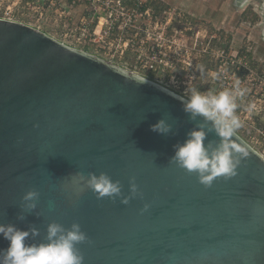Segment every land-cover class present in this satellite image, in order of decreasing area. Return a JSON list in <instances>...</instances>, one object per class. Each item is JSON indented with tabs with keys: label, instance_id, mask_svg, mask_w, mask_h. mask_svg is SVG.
Listing matches in <instances>:
<instances>
[{
	"label": "water",
	"instance_id": "water-1",
	"mask_svg": "<svg viewBox=\"0 0 264 264\" xmlns=\"http://www.w3.org/2000/svg\"><path fill=\"white\" fill-rule=\"evenodd\" d=\"M186 99L0 18V224L35 228L26 243H41L48 224L78 223L83 264H264V156L236 132L247 152L236 175L200 184L171 161L174 146L200 124L210 151L220 138L202 117L189 118ZM161 119L166 135L151 130ZM101 172L120 182L119 197L97 198L79 180ZM29 190L39 193L31 210L22 200Z\"/></svg>",
	"mask_w": 264,
	"mask_h": 264
},
{
	"label": "rangeland",
	"instance_id": "rangeland-1",
	"mask_svg": "<svg viewBox=\"0 0 264 264\" xmlns=\"http://www.w3.org/2000/svg\"><path fill=\"white\" fill-rule=\"evenodd\" d=\"M139 8L147 9L148 14ZM96 9L105 16L110 11L118 14L117 25L121 13H133L131 29L135 32L130 29L125 35L134 42L143 36L153 45L160 35L159 50L167 64L158 72L142 67L135 43L113 50V56L106 48L114 57L110 62L129 72L162 82L185 98L192 87L201 93L219 91L239 78L247 91L237 101L242 122L237 133L264 156V0H0V17L25 23L104 58L105 48L91 41L96 23L89 21L94 20ZM102 22L106 25L104 19ZM84 28L88 31L85 36L81 35ZM119 28H114L118 39L122 37ZM213 72L221 73V79L214 80Z\"/></svg>",
	"mask_w": 264,
	"mask_h": 264
},
{
	"label": "clouds",
	"instance_id": "clouds-1",
	"mask_svg": "<svg viewBox=\"0 0 264 264\" xmlns=\"http://www.w3.org/2000/svg\"><path fill=\"white\" fill-rule=\"evenodd\" d=\"M200 67L203 68V65ZM211 75L214 80L221 79L219 72H213ZM137 82L143 84L147 81L140 79ZM246 91V88L241 87L239 78L233 79L231 87L219 91L201 93L195 87L188 89L183 110L189 114L190 119L200 116L205 123H210V130L215 131L220 140L210 151V146L206 147L204 143V124H200L187 134V139L182 144L174 146L171 161L186 172L195 173L198 182L205 187L211 186L216 177L231 178L236 175L237 166L247 156L244 147L238 146L232 140L237 130L242 127L241 119L237 115V101ZM151 130L166 135L170 132L171 125L161 119L151 125ZM79 180L84 182V187L96 193L97 198L121 195L120 182L112 180L104 172L99 175L88 173L87 179L80 175ZM83 190V187L76 186V195L79 196ZM129 190L132 196L138 193L132 179L129 181ZM38 196L37 191H27L22 197L26 202L24 207L28 210L35 208ZM129 198L125 197L121 202L127 204ZM147 208L148 205L145 204L142 211ZM38 234L35 228L21 230L12 224H0V236L8 241V247L0 250V264H83V256L77 245L84 243L87 236L78 223H72L68 229L61 224L50 223L46 229V242L26 243L30 235Z\"/></svg>",
	"mask_w": 264,
	"mask_h": 264
},
{
	"label": "built area",
	"instance_id": "built-area-1",
	"mask_svg": "<svg viewBox=\"0 0 264 264\" xmlns=\"http://www.w3.org/2000/svg\"><path fill=\"white\" fill-rule=\"evenodd\" d=\"M103 10H104V8H103ZM138 10L140 12L144 11V14L147 13V9H140L139 8ZM120 15H121V23H120V25H117L115 23V21L120 22V18H119L118 14H116V13L114 14L112 11H110L105 16L103 14L102 10L99 11L96 9L94 11L93 16H92V18H94V20L91 19V21H89L90 23H93V24L96 23L94 28H92V26H90V29L92 28L91 29L92 35L94 36L91 39L92 45L98 46L100 49L105 48L104 51H102V52L108 58L106 60L111 61L114 57H110V55L106 52V48H108L109 50L111 49L110 54H111V56H113V53H112L113 50L115 52H118L119 48H122L123 46L125 48V47H128L129 45H133V43H135L134 47H135L136 51L139 52L137 54V58L139 60V63L142 65V67L148 68V70L155 71V72L163 70V67L167 64V61L164 60V57H163V56H165V54H160V50H159L160 35L158 34V36L155 37V40L157 42L156 43L153 42V45H148L149 38H145L143 36L139 37L138 40L136 42H134V39H131L130 37H126V35H125V34H128L129 30L134 27V20H132L133 13L125 12V16H124V13L123 14L121 13ZM0 18H2V17H0ZM3 19H8V18L3 17ZM102 19L105 20L106 25H103L104 23L102 22ZM103 26H106V27H103ZM114 28L121 29L122 37L119 36V39H118V34L116 35L117 31ZM131 31H134V29H131ZM84 32H88L86 28L83 29V33H81V35L85 36ZM142 32L145 33V31H142ZM107 35H110L112 38H110V40H107L108 39ZM121 41H122V43L120 45L119 42H121ZM146 43H147V45H146ZM115 44L118 47V49H116ZM122 52H123V49H122ZM106 57H104V58H106ZM160 84H162V82ZM162 85H164V84H162Z\"/></svg>",
	"mask_w": 264,
	"mask_h": 264
}]
</instances>
